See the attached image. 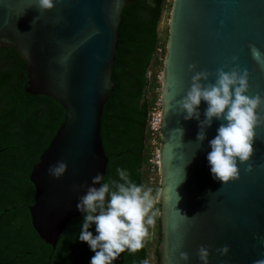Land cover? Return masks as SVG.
<instances>
[{
    "label": "water",
    "instance_id": "water-1",
    "mask_svg": "<svg viewBox=\"0 0 264 264\" xmlns=\"http://www.w3.org/2000/svg\"><path fill=\"white\" fill-rule=\"evenodd\" d=\"M132 2L56 0L44 11L38 0H0V49L12 48L26 61L27 92L52 97L66 112L30 175L32 225L54 249L69 222L82 216L76 205L85 193L74 186L107 174L102 116L115 86L119 26ZM168 33L160 95L159 264H185L181 253L189 256L187 264H202L201 246L210 252L209 264H256L264 260V126L256 129L250 161L238 165L239 177L223 184L207 160L220 122L207 129L201 144L198 121L185 120L177 102L196 72L207 71L214 83L220 68L236 66L233 56L250 73L248 94L264 97V67L250 51L255 45L264 52V0H173ZM206 107L202 101L201 119ZM259 112L264 115V104ZM58 161L67 170L57 179L48 169ZM225 246L229 252L221 255Z\"/></svg>",
    "mask_w": 264,
    "mask_h": 264
},
{
    "label": "trees",
    "instance_id": "trees-1",
    "mask_svg": "<svg viewBox=\"0 0 264 264\" xmlns=\"http://www.w3.org/2000/svg\"><path fill=\"white\" fill-rule=\"evenodd\" d=\"M124 8L119 26L121 39L113 65L115 82L102 116V138L109 156L107 177L126 168L132 179L155 195L160 189L156 149L150 143V120L161 88L168 30L162 40L159 27L165 0H132ZM172 4V3H171ZM171 10V7H170ZM159 70L153 71L155 65ZM152 72V73H151ZM150 73L152 75H150ZM27 63L12 48L0 49V264H90L95 255L78 239L82 221H72L60 236L56 249L34 229L28 204L34 189L30 173L65 118V109L52 97L27 92ZM161 95V91H160ZM160 141V136H159ZM155 240L135 254H121L115 264H159L160 205ZM94 232V227L90 229Z\"/></svg>",
    "mask_w": 264,
    "mask_h": 264
},
{
    "label": "clouds",
    "instance_id": "clouds-1",
    "mask_svg": "<svg viewBox=\"0 0 264 264\" xmlns=\"http://www.w3.org/2000/svg\"><path fill=\"white\" fill-rule=\"evenodd\" d=\"M55 3L56 0H38L39 8L44 11L52 10ZM250 51L257 64L264 67V52L255 45L250 46ZM238 60V56L232 57L236 66L230 71H225L227 65L220 68L214 83L208 82L210 73L207 71L196 72L186 95L177 102L185 120L198 121L197 141L201 144L207 139V129L214 121L220 122L215 137L208 141L211 151L207 160L213 178L223 184L239 177L238 165L250 161L256 129L264 126V115L259 112L264 97L248 94L250 73L247 68L241 69ZM190 68L195 70V65ZM202 101L207 104L203 119ZM171 103L172 100H168V104ZM179 131L183 134L182 129ZM66 170L67 164L63 161L48 169L57 179ZM251 170L249 165L247 171ZM116 173L115 179L97 173L91 185L85 183L73 188L74 192L85 193L78 197L76 205L83 217L78 239L95 253L90 264H115L121 254L137 253L145 247L150 229L156 225L158 211L154 210V205L157 195L153 194V189L135 182L126 168L118 167ZM93 227L95 234L90 230ZM218 252L227 255L229 248L225 246ZM198 254L202 264H209L207 247L201 246ZM181 259L187 264L189 256L181 253ZM256 264H264V260H258Z\"/></svg>",
    "mask_w": 264,
    "mask_h": 264
},
{
    "label": "rangeland",
    "instance_id": "rangeland-1",
    "mask_svg": "<svg viewBox=\"0 0 264 264\" xmlns=\"http://www.w3.org/2000/svg\"><path fill=\"white\" fill-rule=\"evenodd\" d=\"M173 0H165V8H164V12H163V16H162V22L160 24V27H159V33H160V36L162 37V40H164L166 38V34H167V30H168V19H169V14H170V7H171V3H172ZM159 66H157V64L155 65L153 71H157L159 70ZM152 73V72H151ZM150 73V75H152ZM161 76H162V73H159V82L161 83ZM160 91H161V88H157L154 92L152 90H149L148 91V96H150V98H152L154 95H157L159 94L160 96ZM154 108H153V111L151 113V118L155 115H157L158 113H160L161 111V102H160V99L156 101V103L153 105ZM156 158H154L153 161H155ZM153 194L155 195L154 193V190H153ZM156 206H154V210H155ZM156 230H157V219H156V225L154 228H151L150 229V236L153 240H155V237H156ZM150 264H155V261L153 259V257H151V261H150Z\"/></svg>",
    "mask_w": 264,
    "mask_h": 264
},
{
    "label": "built area",
    "instance_id": "built-area-1",
    "mask_svg": "<svg viewBox=\"0 0 264 264\" xmlns=\"http://www.w3.org/2000/svg\"><path fill=\"white\" fill-rule=\"evenodd\" d=\"M159 130H160V113L154 115L150 120V143L156 149V160L153 163L158 165V149H159Z\"/></svg>",
    "mask_w": 264,
    "mask_h": 264
},
{
    "label": "flooded vegetation",
    "instance_id": "flooded-vegetation-1",
    "mask_svg": "<svg viewBox=\"0 0 264 264\" xmlns=\"http://www.w3.org/2000/svg\"><path fill=\"white\" fill-rule=\"evenodd\" d=\"M51 142V141H50ZM34 168V167H33ZM33 170V169H32ZM32 172V171H31ZM30 175H31V173H30ZM31 181V180H30ZM31 185L33 186V189H34V193H33V198H34V200H33V202L32 203H30V204H28V211H29V215H30V219H31V223H32V218H31V213H30V206H32L34 203H35V186H34V184L31 182ZM82 219H83V217L82 216H78V217H75V218H73L70 222H72L73 220L74 221H76V220H78V221H82ZM69 222V223H70ZM69 225V224H68ZM67 225V226H68ZM57 247V246H56ZM56 249V248H55Z\"/></svg>",
    "mask_w": 264,
    "mask_h": 264
}]
</instances>
